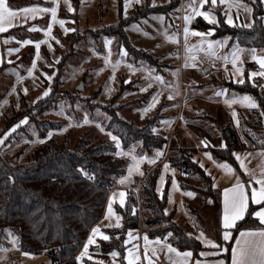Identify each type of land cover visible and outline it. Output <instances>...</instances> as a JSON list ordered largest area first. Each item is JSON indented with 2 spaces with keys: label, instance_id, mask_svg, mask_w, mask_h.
Returning a JSON list of instances; mask_svg holds the SVG:
<instances>
[{
  "label": "rangeland",
  "instance_id": "374dc122",
  "mask_svg": "<svg viewBox=\"0 0 264 264\" xmlns=\"http://www.w3.org/2000/svg\"><path fill=\"white\" fill-rule=\"evenodd\" d=\"M18 1L27 2L26 6H24L25 8H52L55 6L57 7V21H65L64 25L61 26L58 22L52 21L50 12L28 13V16L37 20V22L13 30L12 38L20 41L21 50L11 55L7 53L11 60L5 62L0 69V116L3 114L0 121V152L18 164L31 162L37 147L49 140L51 136L58 137L61 142L69 140L71 149L75 147V144L84 134H87V139L94 142L106 139L104 133L96 126L97 124L103 126V121L107 119L106 111L99 104H96L98 102H107L100 98L101 93L99 91L104 89L107 81H111V84L115 85L116 80L120 85L119 90L121 92L126 93L134 89L132 84L127 87L122 86V81L125 82L128 76L127 66H124L127 62L136 66L149 67L141 62L134 63L133 58L128 57V52H126L125 58L122 56L121 48H125V45H128L129 42V45L132 44L134 47H143L142 49H148L147 47H149V49H152L153 54L165 55L166 60L175 58L174 63L179 65L178 53L176 57H172L173 51L178 49V45L174 46L173 42L179 41V37L175 36L174 27L172 28L171 25L165 26V18L162 16L157 17V15H154L150 18L151 22L144 20L152 13L161 11L160 8L162 7L160 4L153 5L151 0H143L142 6L136 7L132 12L133 16L124 19V22L129 24L144 20L140 25L131 24L128 30L125 31L127 35L125 34L124 37V46L122 45L123 41L120 40V35L118 33L114 34L115 30L112 31L109 28L110 25L104 26V22H111L115 20L116 16L117 18L119 17V13L117 14L116 12V0H82L78 10L75 9L73 0H67V2L66 0ZM84 1L86 3L85 6L83 4ZM122 1L124 0H121V4L119 2V7L123 12L122 7L124 4ZM69 7H71L72 11H69ZM130 7L131 5L126 8L125 4L126 10ZM164 7L169 9L170 4ZM50 24L51 32L49 35H45ZM32 25H36L35 28L38 30L31 31ZM167 37H175V40ZM107 39H112V42L106 45L105 40ZM25 40H31L33 43L24 44L23 41ZM39 41L46 42L41 43L37 50L35 43ZM107 46L110 48L108 49ZM193 46H198L195 41L189 43V48ZM94 52L98 54L94 56ZM145 52L149 53L147 50ZM111 54L114 56L112 63H110L111 60L109 61ZM180 54H182V51ZM93 56L94 60L89 65L87 64L88 66H84L86 64L85 61ZM180 57L182 58V55ZM106 58L109 61L108 65L104 63ZM201 58L199 57L198 59ZM33 63H35V67H33ZM102 68H104V72L100 74ZM157 72L164 74L162 69ZM81 83L83 84V89L78 90L77 87ZM255 88L250 86L252 90ZM45 92H48V95H44ZM123 94L122 96L119 94V97L115 100L116 107L122 102ZM48 99L50 100L47 101ZM51 100H54L55 104L51 103ZM46 102H49L48 104L51 107H48L51 110L39 113L38 110L45 108ZM139 108V105H126L119 111V115L125 120L136 123L133 120L135 115H132V111ZM55 109L64 110L68 119L53 113ZM21 121H24V123H21ZM56 121H60V123H55ZM136 125H138V122ZM43 134L44 137H42ZM179 149L192 151V149L179 145L174 138L170 145L167 142L160 149L152 152H143L147 157H151L152 153L157 155L159 152L160 154L157 155L159 162L166 161L170 166L177 169L172 165V162ZM126 163H128L127 160ZM139 191H134L136 198L139 197ZM134 192H130L132 196ZM194 192H197L198 199L189 208L185 209L181 215H178L176 209L168 212L167 198L164 213L169 218L165 216L170 223L178 226L177 228H181L190 237H193L190 233L196 229L205 230L207 234L214 237L218 210L216 208L208 210L205 199L209 195H213L216 198L218 196L213 194L208 182L202 179L200 186L195 187ZM159 198L162 199L163 195L159 196ZM115 204H117L116 207L118 208L120 201L115 202ZM195 205H199L196 211H194ZM112 209L114 215L108 216L107 212L106 218L97 227L101 233L102 228L116 226L117 216L120 217L119 224L121 226V216L116 212L117 210L115 211L113 204ZM146 214L140 208V224L137 227L138 229L135 228L127 232L125 238L127 243H124L126 248L122 259L119 255L114 258L110 254L113 251L110 242L96 235L94 237L95 243L88 247V256L83 257L81 261H78V264H88L87 262L127 264V260L124 257L128 255L129 250L136 251L140 255V260L137 264H148V260L144 258L145 248H143L142 233L139 229V227H142L143 232L149 236V230L143 224ZM156 228L163 229L164 226L158 225ZM129 233H131V238ZM91 234L93 235L92 232ZM101 245L111 251H103ZM147 248L148 257L151 259L152 264H166L161 250H156L155 255H153L152 249ZM89 257L91 258L89 259ZM0 264H52V261L46 252L31 253L22 251L18 244V238L9 233L0 241Z\"/></svg>",
  "mask_w": 264,
  "mask_h": 264
},
{
  "label": "trees",
  "instance_id": "16d2710c",
  "mask_svg": "<svg viewBox=\"0 0 264 264\" xmlns=\"http://www.w3.org/2000/svg\"><path fill=\"white\" fill-rule=\"evenodd\" d=\"M81 1L73 0L76 10L80 7ZM119 2L121 4V0ZM251 2L254 11L250 28L229 26L221 10L218 11L217 27H211L197 19L193 28L211 30L215 39L227 37L230 39V45L239 42L248 51L255 49L263 52L264 8L260 0ZM122 16L120 9L118 23L110 25L109 28L115 30L114 34L120 35L124 46V28L129 23H125ZM129 44L125 45V49L134 63H144L157 71L163 68L160 60ZM250 86L256 88L252 90ZM233 87L251 95L258 102V109L240 112L239 120L246 140L255 147L264 148V95L261 94L258 85L255 86L248 81ZM118 97L119 93L110 103L99 105L107 114V119L103 121L105 130L118 137L124 149L133 142H140L143 151L152 152L167 144L165 136L153 131L159 115L147 119L143 125H136L119 115L121 106H115ZM51 101L55 104L54 100ZM48 103L46 102L45 108L38 112L51 110ZM223 138L226 143L223 147L209 149L217 160L237 167L233 151L243 147L239 134L231 124H228L223 131ZM116 151L115 144L109 140L94 142L87 139V134H84L73 149L70 148L69 140L61 142L58 137L51 136L37 147L33 160L24 164H18L0 152V241L11 233L18 238L22 251L46 252L52 264H78L76 257L94 226L102 219L109 193L116 181L125 173L127 163L125 159L117 156ZM172 165L180 172L179 181L183 189L194 190L200 186L202 179L208 182L212 191L211 178L192 160L191 150L179 149ZM81 168L93 178H86L79 171ZM158 175L159 170L156 168L142 183L139 197L136 198L134 191H129L123 206L119 204L118 208L116 207L121 216L120 227L113 226L102 230V233L110 238L108 241L112 250L117 249L121 259L126 248L124 243L127 232L140 224V208L147 213L143 224L148 228L150 237L166 239L179 251L191 250L197 253L202 247L198 240L168 221L169 217L164 213L167 193L160 199L156 191ZM130 192H134L133 196ZM250 220L246 218L239 222L234 233L247 228V221ZM158 225H163L164 228H156ZM169 233L172 235L169 236ZM116 236L118 238H114ZM101 248L103 251H111L102 245Z\"/></svg>",
  "mask_w": 264,
  "mask_h": 264
},
{
  "label": "crops",
  "instance_id": "0c3cea01",
  "mask_svg": "<svg viewBox=\"0 0 264 264\" xmlns=\"http://www.w3.org/2000/svg\"><path fill=\"white\" fill-rule=\"evenodd\" d=\"M260 1L264 8V0ZM122 2L124 4L122 7L123 17L128 18L131 16L136 7L142 6L143 0H139V2H137V0H131V7L127 9L128 11L125 9L127 0H124ZM151 2L153 5L160 4V6L162 7L161 11L152 13L147 19L144 20L151 22L150 18L154 15H157V17L162 16L165 18V26L171 25L172 28L174 27L173 29H175L176 31L175 36L177 38L179 37V41L173 42L174 46L178 45V49L173 51L172 57H176L178 53L179 65L177 63H174L175 58L166 60L165 55H155L152 53V49H149V47H147L148 49L144 48L145 50L149 51L152 56L160 60V63L163 65L162 70L164 74L158 73L155 68H149L143 65L136 66L135 64L127 62L124 66H127L128 76L126 77L125 82L122 81V86L127 87L132 84L134 85V89L124 93L119 90L120 85L118 84L117 80L115 81V85H112L111 81H107L104 85V89H102V91H99V93H101L100 98L107 102H98V104H108L114 98H116V96H118V93L120 94V96H122V94L124 93L122 97L123 100L119 103V105L121 106L119 107V111L126 105H139V109H134L132 111V115H135L133 120H135L136 123L138 122V125H143L147 119L159 115L154 126V132L156 134L166 136L169 145L172 144L175 138L176 142H178V144L182 147L192 149V160L200 165L205 171L206 175L211 178L213 194H216V196H218L217 198L213 195L207 196L205 199V204L208 210L216 208L218 212L215 220L216 234L214 237L207 234L206 231L202 229H196L195 231L191 232L190 235H192L196 239V237L199 236L201 232H203L206 241L211 240L215 244L220 245L222 248L227 249V251H220L219 249H214L211 246H206V241L201 242L200 240H198L202 247L197 253L191 250H187L193 253L192 257L189 259V264H196V261L198 260L201 262V264H216V262L219 260H224L225 264H231V248L235 246V241L239 235V231L235 234L234 229L231 230L232 238L228 241L223 240V190L235 184L237 181V177L242 183L245 184L246 190L248 191L249 195L251 192V187L258 188L259 185L255 183L250 175L245 173L244 169L241 168L236 158L235 160L237 163V167L231 165L228 162L217 160L209 148H221L226 144L223 138V131L228 124H231L237 130L239 137L243 143V147L233 151V153L240 155V157L243 159L245 167L249 172L254 173L257 177L261 175V169L264 168V156H262L261 153H264V148L255 147L252 143L246 140L242 133L239 120L240 112L258 109L259 104L251 95L236 90L235 87H232V85H242L238 81L240 79H243L244 83L248 81L255 85H258L261 94L264 95V76L256 75L250 77L251 73H258L260 71H264V69H261L259 64L252 59L253 53L251 52V50H246L239 42H233L230 45V39L228 38L224 46H217L215 48L216 54L214 56H211L206 54L207 44L203 45V48H201L200 42L202 38L195 35L188 36L187 46L189 47V43L191 41H195V44L198 45L196 47L197 50L191 54L196 57L195 61H191L192 63H195L196 67H185L186 56L188 54L185 51L184 44V28L186 26L184 17L191 12V9L188 6L192 2V0H151ZM6 3L14 11H16L18 15L13 19L12 27H8L6 31L0 32V69L5 62L11 60L9 59L8 55L14 54V52H20L21 50L20 41L12 38L13 30L37 22V20H34L31 16H28V14L21 11L25 8L24 6H26L27 2H20L18 0H6ZM83 4L85 6V1L83 2ZM168 4H170L169 9L164 7ZM228 4H232L234 6L229 8ZM119 5L120 4L118 0H116V12L117 14L119 13L120 17ZM196 6L199 7V0H196ZM245 9H250L251 11H246ZM200 10L209 11L216 17L217 23L210 24L202 16H194L192 21L187 25L190 31L203 33H208L210 31L206 29H194L193 25L197 19H201L211 27H217L219 24V10H221L222 14L224 15L225 21H227L229 16H231L232 24H228L226 22L229 26H244L247 24L252 25L253 23L254 9L251 0H228V3L226 4H220L219 0H217V4L215 6L211 4V0H208V3H206ZM119 17L117 18L116 16L115 20L111 22H104V26L117 23ZM262 19L264 23V15ZM144 20L127 24L125 31L128 30L131 24L140 25V23H142V21ZM33 26L35 27L36 25H32V28ZM126 33L127 32H125V34ZM203 39L223 41L225 38L215 39L213 35H206L205 37H203ZM110 40L112 42V39ZM110 40L107 39L105 41ZM109 46H107L108 49L110 48ZM237 47L243 49V51L238 53L239 59L237 60L236 67H234L231 63L232 53L236 50ZM135 48L145 51L144 49H142L143 47L136 46ZM181 51L182 54H180ZM120 52L125 58L127 54L126 49L123 47L121 48ZM96 54L98 53L94 52V56ZM180 55H182V58L180 57ZM255 55L258 57H264V51L258 52L257 50H255ZM94 56L91 59L86 60V64L84 66H86L87 64L89 65L94 60ZM199 57L202 58L198 59ZM224 57H228V60L226 61L225 59H223ZM113 59L114 56L111 54L109 58V61L111 60L110 63L113 62ZM109 61L106 58V60L104 61L105 65L106 63L108 65ZM248 66H250V68L247 69ZM237 68L241 69V72H238ZM103 72L104 68H102L100 74ZM156 76L163 77L164 84H161L159 81L155 80ZM220 91H224V94L217 96L216 93ZM170 96L171 98H169ZM243 96L251 97L255 102L256 107H249L247 102H243L239 99H236L233 103L226 102L233 101L234 98ZM153 97H156V101L154 104ZM143 102L144 104H142ZM150 105L152 106L150 107ZM53 113H55L59 117H65V119H68L64 110L55 109ZM2 116L3 114H1L0 116V121L2 119ZM84 116L86 115L84 114ZM96 126L102 133H104L106 139L114 143L116 146L117 141H114L112 139V137L115 135L106 132L101 124H97ZM118 141L120 147H116V154L120 153L117 156L125 159V161L127 160L128 163L126 165L124 175L116 181L114 188L109 193L106 202V209L102 220H100V222L96 226H94V228H97L98 225L106 218L110 198L113 199L112 204L116 211L117 204H115V202H119L121 199L119 194L117 195V193H120L121 191L124 192L125 195L123 197V200L125 201L128 191L138 192L145 178L154 169H156L157 166H159V168H157L159 170V175L156 191L158 196L167 193L168 212L176 209L178 215H181V213H183L185 209L189 208L191 204L198 199V194L197 192H194L193 189H183L181 187L179 181L180 172L170 166L168 162H159L158 156L154 153H152L151 157H147L142 150L140 142H133L128 148L124 149L119 138ZM134 156L137 158V160H133ZM137 162L138 170L136 167H133V165H136ZM223 163H227L228 165H230L234 169V173L230 174L226 172L224 168L220 167V165ZM165 165L168 166L167 169H165ZM130 167L132 168L131 172L129 171ZM173 180H175V187L173 186ZM213 184H215V187H213ZM189 192L193 193L194 195H186V193ZM113 194L116 195L114 196ZM209 200H211L212 203H208ZM197 206L199 205L194 206V211L197 210ZM260 207H264V204L253 205L251 203V200H249V208L243 220H246V218L251 220L247 221L248 227L243 229V231L264 230V224H261L258 218L251 215L252 212L259 210ZM239 222H237V224ZM103 229L104 228H102L101 231ZM139 229L142 233V243L144 245L143 248L146 247L144 237L147 236L150 241H153V243L147 245V247H149L150 249L155 248V250H161L164 254L163 260L166 264H172V261L177 259L174 253L167 252L165 244H171L168 240L151 238L143 232L142 227H139ZM91 235L92 234H90V236ZM157 239L160 240L159 244L155 243ZM201 252L207 253L208 255H200ZM213 252H217L218 254L211 255V253Z\"/></svg>",
  "mask_w": 264,
  "mask_h": 264
},
{
  "label": "snow or ice",
  "instance_id": "6c2138e0",
  "mask_svg": "<svg viewBox=\"0 0 264 264\" xmlns=\"http://www.w3.org/2000/svg\"><path fill=\"white\" fill-rule=\"evenodd\" d=\"M67 2V0H66ZM139 2V0H137ZM131 0H127L126 8L130 5ZM208 3V0H199V7L196 6V0H192V2L189 4V8L191 9V12L184 17L185 20V28H184V38H185V51L188 54L186 56L185 61V67H196L195 63H192L191 61H195L196 57L194 55H191L194 51H196V46H193L189 48L187 46V38L189 35H195L200 36L201 42L200 47L203 48V45L207 44V55L214 56L216 54L215 48L217 46L223 47L226 43L228 38H225L223 41H212V40H205L203 37L211 36L213 32L210 30L208 33L203 32H195L190 31L188 28V24L192 21L194 16H202L208 23L210 24H216L217 20L214 15H212L209 11H201L204 7V5ZM220 4H226L228 3V0H219ZM211 4L215 6L217 4V0H211ZM232 4H228V7L231 8ZM238 6V5H235ZM246 11H251L250 9H245ZM23 13H31L36 14L38 12H50L52 21L58 22L61 26L64 25L65 21L59 20L57 21V7L52 8H37V7H31V8H24L21 10ZM69 11H72L71 7H69ZM18 13L14 11L9 5L6 3V0H0V32H4L7 30L8 27L13 26V19L17 17ZM228 24H232V18L231 16L228 17L227 21ZM245 27H252L251 24L244 25ZM31 31L38 30L35 27L30 29ZM51 32V24L48 27V30L46 31L45 35H49ZM168 39L175 40V37H167ZM46 41H39L35 43V47L37 50L40 47L41 43H45ZM24 44H30L33 43L31 40H25L23 41ZM111 41H106V45L110 44ZM12 51V50H10ZM243 49H240L239 47L236 48V50L232 53V60L231 63L234 67H236L237 60L239 59V52H242ZM251 52L253 53L252 59L255 60L261 69H264V57H258L255 55V49H251ZM226 61L228 60V57H224ZM33 67H35V63H33ZM238 72H241V69L237 68ZM31 74V73H30ZM242 74V73H241ZM264 76V71L260 72H253L250 74L251 76ZM50 79V78H49ZM155 80L159 81L161 84H164L163 77L156 76ZM239 83L243 84L244 80L240 79L238 81ZM224 91L217 92L216 95H223ZM44 95H48V92H45ZM171 98V96L169 97ZM236 99H239L243 102H247L249 107H256L255 102L252 100L249 96H243L239 98H234L233 101H226L227 103H233ZM156 101V97H153V104ZM152 105H150L151 107ZM87 122V121H86ZM21 123H24V121H21ZM155 131V129H153ZM112 139L114 141H117L116 147L119 148L120 144L118 141V138L113 136ZM120 153H117L119 155ZM160 153H157L159 155ZM235 156L237 162H239L241 168L244 169L245 173L250 175L251 178L255 181L259 187H251L250 195L248 191L246 190V186L244 183H242L239 178L237 177V181L235 184H233L229 188H225L223 190V217H222V227L224 229L223 232V240L228 241L232 238V231L233 229H236L237 222L242 221L245 218V215L247 213V210L249 208V200H251V203L253 205H262L264 204V168L261 169V175L259 177L255 176L254 173H251L248 171V169L245 167L243 159L240 157L239 154L233 153ZM262 156H264V153H261ZM211 158V157H209ZM133 160H137V158L134 156ZM133 167H136L138 170V162L136 165H133ZM220 167L224 168L226 172L228 173H234V169L228 165L227 163H223L220 165ZM168 166L165 165V169H167ZM79 171L88 179H92L93 177L86 171H84L82 168L79 169ZM129 171H132V168L130 167ZM173 186L175 187V180H173ZM213 187H215V184H213ZM114 196L116 194H113ZM124 193H119L120 196V204L123 206L124 204ZM186 195L193 196L194 194L189 192L186 193ZM171 202V200H170ZM112 203L113 199L110 198L109 204H108V216L114 215L113 209H112ZM208 203H212L211 200L208 201ZM254 217L259 219V222L261 224H264V207H260L259 210H256L251 213ZM117 223L116 227H120L119 220L120 217H116ZM93 235L89 236L88 243L84 245L83 251L76 257L77 261H81L83 257L88 256V247L89 245L95 243L94 237L96 235L101 236L102 239L108 240L110 239L107 235H104L100 232L99 228H94L92 230ZM169 236L172 235V233L168 234ZM129 237L131 238V233H129ZM197 240H200L201 242H205L206 238L203 232L200 233L199 236L196 237ZM145 240V254L144 258L148 260V264H152L151 259L148 257V248L147 245L153 243V241H150L147 236L144 237ZM127 243V241L125 242ZM156 244L160 243V240L157 239L155 241ZM206 246H211L214 249H219L220 251H227V249L222 248L220 245L215 244L211 240L206 241ZM165 247L167 248L168 253H174L177 259L172 261V264H189V259L192 257L193 253L191 251H184L180 252L177 250V248L173 247L171 244H165ZM153 255H155L156 250L153 248L152 250ZM114 258L119 255L118 252L112 251L110 253ZM217 252L211 253V255H217ZM200 255H208L207 253L201 252ZM91 257H89L90 259ZM124 259L127 260V264H137V262L140 260V255L136 251L129 250V253ZM196 264H201V262L198 260L196 261ZM216 264H225L224 260H219L216 262ZM231 264H264V230H258V231H243L239 230V235L236 238L235 246L231 248Z\"/></svg>",
  "mask_w": 264,
  "mask_h": 264
},
{
  "label": "water",
  "instance_id": "95a60500",
  "mask_svg": "<svg viewBox=\"0 0 264 264\" xmlns=\"http://www.w3.org/2000/svg\"><path fill=\"white\" fill-rule=\"evenodd\" d=\"M78 90H82L83 89V84L81 83L78 87H77Z\"/></svg>",
  "mask_w": 264,
  "mask_h": 264
}]
</instances>
